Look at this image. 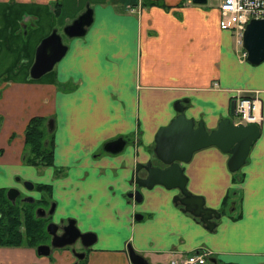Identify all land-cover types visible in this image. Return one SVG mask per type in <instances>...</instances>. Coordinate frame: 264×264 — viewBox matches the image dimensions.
Wrapping results in <instances>:
<instances>
[{"label":"crops","instance_id":"1","mask_svg":"<svg viewBox=\"0 0 264 264\" xmlns=\"http://www.w3.org/2000/svg\"><path fill=\"white\" fill-rule=\"evenodd\" d=\"M141 2L59 0L62 26L86 6L91 21L82 34L62 39L66 49L56 66L33 78L28 66L56 23V0H0V188L21 191L19 176L49 184L56 219L72 218L95 234L81 264H131L126 243L150 264H186V254L202 250L208 253L196 264H264V58L250 63L241 56L234 34L218 27V0ZM238 95L255 98L250 120L259 128L240 167L228 170V153L214 145L180 163L186 189L219 212L211 229L173 201L175 188L137 187L138 202L122 196L134 187L135 164L156 163L155 130L176 114L174 102L211 129L221 118L238 120ZM34 114L52 119L57 174L20 158L23 129ZM117 136L121 149L102 148ZM51 256L0 245V264L70 260L64 250Z\"/></svg>","mask_w":264,"mask_h":264},{"label":"water","instance_id":"2","mask_svg":"<svg viewBox=\"0 0 264 264\" xmlns=\"http://www.w3.org/2000/svg\"><path fill=\"white\" fill-rule=\"evenodd\" d=\"M193 3H202L205 0H190ZM91 21V8L85 7L77 16L62 27L66 36H77L84 32L85 27ZM241 46L245 52L244 58L250 63H257L264 58V17L249 18L241 31ZM66 45L61 41L60 35L55 28L42 36L34 48L33 59L28 67L30 77H38L45 71L51 69L55 61L59 60ZM173 108L176 114L164 125L155 130L153 154L157 164H152L150 159L145 163H137L130 171L129 181L134 185L122 193L123 197L138 202L141 198L137 187L150 188L159 184L165 188H175L178 193L173 194L172 199L178 202L182 210H186L198 217L204 227L211 229L214 226L215 218L219 212L213 208L203 205V198L200 195L190 193L185 186L186 177L182 173L181 162H186L192 151L207 145H214L219 150L227 152L226 166L228 170L234 171L240 167L247 154L252 140L257 136L259 128L256 122L247 123L233 122L229 117L221 118L216 126L206 129L202 121L194 123L191 118L184 116L180 102H174ZM47 127H52V119L48 118ZM123 146V139L120 136L108 139L102 144V148L109 152H116ZM142 168V174L138 170ZM17 178V177H16ZM23 187L31 189L33 183L30 180H22ZM19 189L16 186H9L5 190V196L11 202L18 195ZM22 200L32 202L33 196L25 195ZM54 203H50L47 212L53 210ZM45 213L44 209L37 207L34 211L36 216ZM135 218L140 214L135 213ZM46 232L51 235L49 244L52 247H59L74 242L76 239L83 246L90 245L95 238L92 231H80L74 224L72 218L66 219L60 233L54 230L56 224L47 222ZM48 245L38 243L35 245L37 254H47ZM126 254L131 264H150L145 257L136 252L129 243H126Z\"/></svg>","mask_w":264,"mask_h":264},{"label":"trees","instance_id":"3","mask_svg":"<svg viewBox=\"0 0 264 264\" xmlns=\"http://www.w3.org/2000/svg\"><path fill=\"white\" fill-rule=\"evenodd\" d=\"M141 1L144 4L155 3L164 6L162 0ZM58 4L59 1L56 0V4L52 3L51 6L56 7ZM46 119L38 114L28 117L23 129V149L20 155L24 163L41 167L53 165V131L47 127ZM55 169L57 167L54 166L53 170ZM52 173L57 174L55 171ZM34 186L49 193V184L35 183ZM226 197L227 194H224L222 203ZM30 206L31 202H18L16 198L11 202L5 196V188H0V245L34 246L41 240L44 235L42 219L34 215ZM82 262L81 260L79 264Z\"/></svg>","mask_w":264,"mask_h":264},{"label":"built area","instance_id":"4","mask_svg":"<svg viewBox=\"0 0 264 264\" xmlns=\"http://www.w3.org/2000/svg\"><path fill=\"white\" fill-rule=\"evenodd\" d=\"M217 8L218 27L230 30L238 43L245 22L249 18L264 17V0H218ZM241 56H244L242 49ZM254 108V97L238 95L233 101V112L241 121L252 119ZM206 254V250L191 252L182 260L186 264L202 263Z\"/></svg>","mask_w":264,"mask_h":264},{"label":"rangeland","instance_id":"5","mask_svg":"<svg viewBox=\"0 0 264 264\" xmlns=\"http://www.w3.org/2000/svg\"><path fill=\"white\" fill-rule=\"evenodd\" d=\"M59 1V0H58ZM217 3V0H205V4H207V5H215ZM55 9V10H54ZM51 11L53 12V14H52V20L53 21H55L56 23L54 24V28H56V31L60 34V37H61V40L63 39H66V36L64 35V33H63V31H62V24H63V22H62V15L64 14V11H62L63 13L61 14V16L59 17L58 15H59V8H57V7H52V9H51ZM76 15V14H75ZM74 15V16H75ZM74 16H71L69 19L67 18L66 20L68 21V20H70L71 18H73ZM65 19V18H64ZM64 21V20H63ZM26 28H27V26H26ZM58 61V60H57ZM57 61H55L54 62V64H53V66H56V64H58L59 63V61L57 62ZM46 129V128H45ZM46 131H48L47 129H46ZM52 135H54V132H52ZM31 166H33L34 167V169L36 170V171H41V170H43L44 168H46L48 165H46V166H34V165H31ZM50 166H52V171H53V165H50ZM19 176V175H18ZM21 180H28L27 178H23L22 176H19L18 178H17V185H19V186H23V184H22V181ZM21 186V187H22ZM9 187V186H8ZM6 190V189H5ZM20 194L22 195L21 197H23V196H25V195H31V196H33L35 199H34V201H32L31 202V208H32V211H33V213H34V211H35V209L37 208V207H41V208H43V209H45L44 211H45V213H44V215H41L40 217H41V219H42V223H43V229H44V231L46 232V228H45V226H46V224H47V222H50V221H52V222H55V221H59V219H62V218H58V219H56V216H58V215H56V213H55V211L53 212V211H51V212H47V210H48V208L50 207V203L51 202H53L52 200V196L50 195V193H47V192H45V191H43V190H39V189H37L35 186H33L31 189H24L23 187H22V190L20 191ZM21 197L19 198V196H17L16 197V200L18 201V202H20L21 201ZM38 198H41L40 200L38 199ZM24 201V200H23ZM24 202H26V201H24ZM64 218V217H63ZM68 217H66V219H67ZM79 229H80V231H84V230H86V229H83L82 227H79ZM89 230V229H88ZM92 231V230H91ZM78 241L76 240V242H75V245H76V243H77ZM52 252L53 251H51L50 252V256H51V254H52ZM50 260H52V256L50 257Z\"/></svg>","mask_w":264,"mask_h":264},{"label":"flooded vegetation","instance_id":"6","mask_svg":"<svg viewBox=\"0 0 264 264\" xmlns=\"http://www.w3.org/2000/svg\"><path fill=\"white\" fill-rule=\"evenodd\" d=\"M60 35V34H59ZM150 161H151V159H150ZM152 162V161H151ZM152 164H157V163H155V162H152ZM139 170H143L142 168H140ZM33 186H34V184H33ZM6 189V188H5ZM177 193H178V191H177ZM17 196H19V198L22 196L21 194H20V190H19V193H18V195ZM16 196V197H17ZM15 197V198H16ZM15 198H14V200H15ZM35 199V198H34ZM39 199V198H38ZM22 200V199H21ZM34 201V200H33ZM45 210V209H44ZM35 215V214H34ZM44 215V214H43ZM36 216V215H35ZM55 224H56V228H55V232L56 233H60L61 231H62V227H63V225L66 223V218H62V219H60L58 222H54ZM50 237H51V235L49 234V233H47V232H45L44 231V235H43V237L41 238V240L40 241H38L36 244H38V243H44V244H47L48 245V247H47V249H48V253L47 254H37V255H39V256H50V252L51 251H58V252H60V251H62V250H64V251H67L68 252V254L70 255V260H68L65 264H79L80 263V261L82 260V258L84 257V255H85V251H86V249L88 248V246H83L80 242H79V240L78 239H76L78 242L76 243V245H75V242H76V240L74 241V242H72V243H69V244H64V245H62V246H59V247H52L50 244H49V242H50ZM35 244V245H36ZM35 245L34 246H32L33 248H34V250H35ZM36 252V251H35ZM51 257V256H50Z\"/></svg>","mask_w":264,"mask_h":264}]
</instances>
